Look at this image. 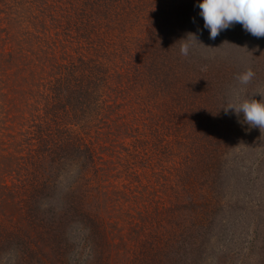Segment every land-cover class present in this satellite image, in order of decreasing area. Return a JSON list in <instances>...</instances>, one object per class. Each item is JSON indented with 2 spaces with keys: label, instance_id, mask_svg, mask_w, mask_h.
Segmentation results:
<instances>
[{
  "label": "trees",
  "instance_id": "16d2710c",
  "mask_svg": "<svg viewBox=\"0 0 264 264\" xmlns=\"http://www.w3.org/2000/svg\"><path fill=\"white\" fill-rule=\"evenodd\" d=\"M198 4L199 0H0V264H30L32 260L39 264H79L80 260V264H96L94 253L111 238L106 240L104 229L94 225L92 212L77 206L75 198L80 205L101 198L97 206L114 208L104 210L105 218H115L108 222L111 228L121 232L125 226L132 227L131 219H123L117 226L120 215L116 206L127 195L124 189L133 191L130 184L141 182V161L117 147L131 131L139 130L137 123H145L151 132L154 150L156 142L164 141L159 138L160 117L154 115L158 111L168 113L170 121L174 113L182 134L187 126L198 127L200 132L195 135L200 138H207L201 128L219 131V117L226 107L219 87L235 69L231 63L219 68L220 62H211L201 50L225 48L228 51L222 58L231 59L233 52H241L234 48L241 24L222 30L211 40ZM199 31L202 40L193 38ZM252 37L262 44L263 38ZM185 38L192 45L188 56L180 52ZM239 71L243 72L240 66ZM209 113L216 117L212 116V124L203 125ZM252 131L260 141L256 154H250L260 159L257 164H263L264 130L255 127ZM209 138L210 145L204 141L198 148L210 147L207 187L220 192L217 186L229 156L224 146L231 139L226 135L214 139L215 134ZM135 143L129 147L137 148L139 141ZM244 156L250 157L243 154L241 160ZM181 160L179 172L191 164L189 158ZM160 167L170 169L167 164ZM154 173L149 187L175 199L178 188L171 185L174 179L158 170ZM142 186L146 189L147 184ZM236 189H226L231 198L214 197L210 206L207 229L211 234L215 225L220 226V239L234 240L237 226L244 225L232 207L239 203L238 208H243ZM57 197L64 202L59 212L53 205ZM138 197L135 200L144 198L140 193ZM163 200L168 201L165 196ZM43 203L51 212L48 225L57 222L72 229L61 226L65 229L54 236H49L53 228L40 233L35 229L29 240L26 234L33 231L36 210ZM194 203L191 198L183 205ZM257 209L255 221L248 219L245 208L241 212L247 223L252 222L243 234L249 247L242 263L239 254L238 263L236 259L232 263L249 264L252 259L251 264H259L261 258L264 263V201ZM226 211V217L214 221ZM134 226L135 231L141 228L138 223ZM22 229L23 238L19 237ZM77 229L84 231L89 252L74 260L70 254ZM192 238L189 251L194 256L189 264H202L203 259L196 256L204 246L200 230ZM118 239V246L127 250L125 235L118 234ZM97 241L105 246H98ZM223 255L230 264V251ZM216 264L223 262L217 258Z\"/></svg>",
  "mask_w": 264,
  "mask_h": 264
},
{
  "label": "rangeland",
  "instance_id": "374dc122",
  "mask_svg": "<svg viewBox=\"0 0 264 264\" xmlns=\"http://www.w3.org/2000/svg\"><path fill=\"white\" fill-rule=\"evenodd\" d=\"M248 34L249 33L243 29L242 25L239 26L240 38L236 42L237 47L234 48L239 49L238 51L241 52H236V54L233 52L231 59L222 58L223 53L228 51L225 48H216L211 51L205 49L201 50L202 55H208L211 62H220L219 68L227 67L231 63L235 69V72H233L234 75L228 76L219 87L220 92H223L220 99H224L223 101L226 106L233 100L264 99V96L257 93L264 92V38L262 39V44H260V41H255L254 38L252 36L249 37ZM199 35H201L200 31L196 36L202 40V37ZM193 38L196 39L195 36H193ZM204 64L209 66V63ZM239 66L243 71L251 67L255 72L254 78L247 85L240 84L236 78L237 75L241 73L239 71ZM258 70L261 71L258 72ZM216 90H218V85ZM183 111H188V114L195 113L192 110L183 109ZM167 114L168 113L164 114L159 111L154 113L158 118L160 117L159 138L164 140L163 142H161L162 140L156 142L157 145L155 150L153 146L154 138L151 132L149 134L145 123H137L136 127L139 130L131 131L132 135L130 136V134H128V137L120 142L121 146L119 145L117 147V149H120L125 154L129 151L137 155L139 158L138 160L141 161L138 169L141 182L130 184V189L133 191L124 189L127 195H122L119 206H116V210L120 215V221L117 226L121 225L123 219L124 221L131 219L133 222L132 227H129V225L128 227L125 226L121 232L116 230L115 227H112V229L108 222H112L115 218H105L104 210L111 211L114 208L110 207L105 209V206L101 204L97 206L101 198L93 197L90 201L84 203L87 204L86 207L82 203L80 205L78 198H75V200H77V206H81L84 211L92 212L93 219L96 220L94 225L100 227L102 232L104 229L103 234L105 233L104 236L106 240H108L109 237L111 238L106 247L94 253L96 264H189V261H191L194 256L189 251V246L193 243L192 236L197 235L198 230L201 232L204 246L202 252L197 253L196 256L199 255V258L203 259L202 264H216L217 258L223 262V264H226V258L224 255L222 256V253L226 255L227 251H230V255L227 257L230 264L238 263V254L241 256L240 262L242 263L246 257L245 252L249 247V241L246 240L247 237L243 236L244 228L248 225L252 227V222L247 223V218L241 212L245 208V211L249 212L248 219H253L254 221L256 219L258 220L259 215L257 207L264 201V166L263 168H259L261 165H264V163L257 164L260 159L256 160V155L252 156L250 154V152L256 154L258 141H260L254 138L255 133L252 131L254 128L243 121L242 113L237 116L233 111L227 114L224 113L222 118L221 116L219 117V121H221V124L219 123V131L203 130V128H201L207 136V138H205L203 135L201 139L200 134L195 135V133L200 132L198 127L193 129L192 126L190 128L187 126V131L182 134L181 131L183 128L176 122L175 117L177 116L173 113L170 121ZM199 114H201V112ZM146 115L145 113L144 116ZM212 116L214 118L216 117L215 114L209 113L202 124H212ZM145 119L148 121V115ZM214 134V139L220 140L225 135L231 139L228 143H231V145L226 144V142V145L224 144V147H228L229 149V156L227 155L228 160L224 161L226 163V170L223 176H220V187L219 185L217 186L220 192L217 188L213 191L212 188L207 187V178L209 176L207 170L210 169L208 168V159L210 158L208 151L210 147L205 146L204 149L198 148V144L201 142L205 141V143L209 144V137L213 138ZM134 140L136 142L135 144L139 141L137 148L129 147ZM164 146L166 149L163 148ZM175 148H177L178 151L177 157H174V155L176 156ZM243 154L250 155V157L244 156V159L241 160ZM174 158H176L175 163H173ZM181 158H189L191 160V164L189 166L187 165L183 172H179L181 170ZM192 159H194V161H192ZM233 160L236 161V164ZM164 164H167V167L170 169H160V166ZM155 170L161 171L163 175L174 179L171 185L174 188H178L177 196L175 197L176 200L171 194H167L163 191H160L158 195L156 192L157 189H151L149 187V180H151V176L155 175ZM177 175L179 176L176 177ZM126 183L125 181V184ZM200 183L202 185H200ZM143 184H147L146 189L142 186ZM235 186H237L236 190L239 192L240 198H242L241 203L243 204V208H238L239 203L236 204L237 207H232L235 211L234 215L238 214L239 218L243 219L242 222L244 225L239 224L237 226L234 240H230L229 238L220 239V226L214 224L215 226L211 234L209 229H207V227H209L207 221L211 217L210 206L214 204V197L218 200L231 198L229 193L226 192V189H231ZM224 191L226 194H223ZM138 193L141 194V198H144L135 200V197H138ZM204 193L205 197H202ZM225 195L226 197H223ZM88 196L93 195L88 194ZM164 196L165 199L168 200L167 202L165 200L162 201ZM57 198V200H53L55 203L53 205L57 206V208L55 207L54 209L59 212L64 202L60 200L59 197ZM191 198L192 200L194 198V204L183 205L186 202H190ZM234 199L235 197H233V201ZM163 203H166V206ZM227 212L228 211L224 213L221 212V214L216 215L214 221H217L219 217H226ZM50 216L51 212L47 210L46 203L41 204L39 210L37 208L35 213L36 219L33 222L34 226L31 225L33 226V231H28L26 234L27 237L29 236V240L34 236L35 229L39 232L40 230H45L46 227L48 229L53 228V232H50L49 236H51V234L52 236L58 235L60 233L59 230L62 231L64 227L66 229H72V227H68L66 224L57 222L48 225L47 222ZM244 217L246 218L245 220ZM135 223L141 225L139 231L134 230ZM107 225L109 227H107ZM77 232L78 236H76L74 240L75 246L70 254V256H74V260H76L77 257H79V259L84 257L89 252V245L85 243L82 237L84 231L77 229ZM121 233L126 237L127 246L125 248H127V250L123 247H119L117 244L119 241L118 234ZM24 234V229H22L19 237L23 238ZM197 239L200 240V236H198ZM33 244L34 242L31 243V247H33ZM97 245L105 246L100 242H98ZM28 253H30V251ZM53 254L55 255V252ZM156 259L158 260L157 262H155ZM234 259H236V263H232ZM261 259L259 264H264ZM252 262L253 260L250 259L249 264ZM30 264L39 263L36 262V260H32Z\"/></svg>",
  "mask_w": 264,
  "mask_h": 264
},
{
  "label": "clouds",
  "instance_id": "9594fccd",
  "mask_svg": "<svg viewBox=\"0 0 264 264\" xmlns=\"http://www.w3.org/2000/svg\"><path fill=\"white\" fill-rule=\"evenodd\" d=\"M200 15L204 19V27L210 30L209 39L215 40L222 30L234 24H241L243 29L256 38H264V0H199ZM197 38V36L195 35ZM198 39V38H197ZM190 41L185 38L180 52L188 56ZM255 72L249 67L237 75L240 84L247 85L254 78ZM264 96V92H257ZM225 113L243 114V121L250 127L264 130V99H245L230 101L223 108Z\"/></svg>",
  "mask_w": 264,
  "mask_h": 264
}]
</instances>
